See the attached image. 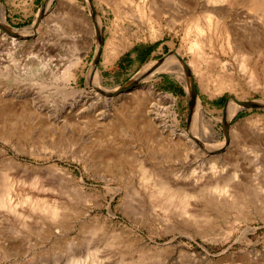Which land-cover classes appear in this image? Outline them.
Here are the masks:
<instances>
[{
    "label": "rangeland",
    "instance_id": "obj_1",
    "mask_svg": "<svg viewBox=\"0 0 264 264\" xmlns=\"http://www.w3.org/2000/svg\"><path fill=\"white\" fill-rule=\"evenodd\" d=\"M2 1L7 28L25 36L11 48L12 34L0 26V193L7 177L16 181L13 204L0 206V264H264V104L258 102L264 99V78L257 86L243 72L241 62L224 52L225 37L216 38L207 51L229 63L231 71L218 61L203 81L193 78L207 120L195 122L190 90L175 73L156 70L139 80L175 95V130H197L193 133L205 143L203 149L184 134L154 124L156 112H167L166 102L137 116L119 98L147 65L155 67L187 41L185 6L168 1L163 23L151 22L155 35L150 20L129 17L132 29L118 28L108 44L117 16L108 2L79 0L87 15L94 7L104 22L99 43L68 2ZM45 8L48 13L41 17ZM231 77L238 82L234 89L207 87L208 78L215 86ZM233 96L260 105L245 104L228 121L231 128L244 120V129L229 136L222 118ZM204 128L217 129L220 136L208 140ZM213 141L227 147L213 150ZM142 164L156 174L146 177ZM198 175L204 182L193 186L197 195L189 212L179 199L161 198L157 177H179L183 184ZM30 196L46 198L42 204L49 211L57 207L58 216L39 202L34 206ZM103 224L115 230L106 231Z\"/></svg>",
    "mask_w": 264,
    "mask_h": 264
},
{
    "label": "bare ground",
    "instance_id": "obj_2",
    "mask_svg": "<svg viewBox=\"0 0 264 264\" xmlns=\"http://www.w3.org/2000/svg\"><path fill=\"white\" fill-rule=\"evenodd\" d=\"M61 1H65V2H68L70 4V9L75 11L80 16V20L82 21L84 27H86L89 31L91 30L92 32H94L97 35V37H96V38H98L97 41L100 43L101 38H102V31H103L102 29H103V23L104 22H103L101 17L97 16V11L94 10V7L92 6L93 10H92V16H91V15H87L85 13L83 7H80V1L79 0H61ZM91 1H93V0H91ZM99 1H105V2H108L109 4L113 5V7H115V12L117 15L116 18L113 20V23H112L113 26L109 27V31H111V36L108 40V44H111L112 40H114L116 30L118 28L122 27V28H126L128 30L132 29L131 24H128L126 21V19L129 17L133 20H139V21H143L146 18L148 20H150V22H149V24L151 25L150 28L152 30V34L155 35V34H157V29H155V25L151 22H159L160 24L163 23V21L166 18L165 17L166 12L168 10V8H167V6L169 4L168 1L181 4L187 8V11L181 16L182 22L186 25L185 29L187 32V41L184 42L183 46L181 48H179L178 50H176V51L173 50L167 57H165V60L163 59L160 62H158L157 64H155V67L153 66L154 63L147 65L144 68V70L141 72V74H139L136 77L135 81L132 82L134 84H132L130 87H128L127 91L120 94L119 98L121 99L120 102L123 104V106L125 104L126 107H128L130 110L137 111L138 112L137 116H140V115L142 116L141 111L142 112L145 111L147 113L148 108L150 106L152 107L153 104H158L160 101L163 103L166 102L168 104L167 112L164 111L163 114L160 112H156L155 118H152L154 124L157 121L158 124H159V122L162 123L163 127L165 129L172 130L173 132L176 131L177 133L176 132L175 133L179 134L180 136H182V134H184L185 137H187L186 138L187 140H189L191 142L192 141L197 142L199 146L203 147V149L205 148L206 145L204 142H202L198 137H196L194 135V133H193L195 131L194 129L191 128L193 130V132L190 130L187 131V130L180 129V128L175 130L174 125L179 123V119H178L176 111H175V101H176L175 95L172 92H168V91L165 92V91H161V90L157 89L153 83H149L148 85L139 84V80L142 78L144 79L146 77H150L151 75H148V74H150L156 70H159V71L168 70V71L178 75V77H180L183 81L186 82V84L190 90V95L192 98V104L194 107V114L195 115L194 114L193 115L195 116V122L198 120L200 122L201 120H205V119L207 120L208 119L207 118L208 113H207V109H206L205 105H203L202 100L196 94L195 83L193 81V78L195 76L199 75V77L201 76L200 79H202V81H203L204 75L206 74L207 70L212 69L214 64L218 63L220 56L218 57L215 54H213V53L211 54L210 52L207 51L210 47H213L216 38H218L219 36L225 37V40L227 41V49L224 52H226L227 54H230V56L239 60L238 62H241V64L239 63L241 65V69H243V72H249V73H247V75L249 74L250 77L249 76L248 77L251 78L252 81L254 78L257 86H258L257 82L259 81V84H260V81L263 80L262 78H264V0H99ZM198 7H200V11H199V13H196L195 10ZM6 8H7L6 3L4 1L0 0V26L6 28L7 32H10V34H12V36L9 37L10 38L9 45L11 46V48H15V47L20 46L21 43H20L19 39H21L23 36H25V34L14 32V31L10 30L9 28H7V25H10V22L8 21V18L6 15ZM134 9L136 10V13L132 14V11ZM47 13H48L47 9L45 8L41 11L40 16L41 17L45 16ZM132 15H135V16H132ZM40 19H42V18H40ZM72 20H73V18H72ZM179 21L181 22V19ZM37 24H39V23H37ZM37 26H36V29H34L35 34L38 33ZM206 28L210 30L209 31L210 34L208 33V36L205 35V29ZM26 29H28V28H26ZM50 40L51 39H49V41ZM208 46H209V48H207ZM117 53H118V51L114 52L115 55ZM186 56L189 57L188 60L186 59ZM219 63H221V62L219 61ZM221 64H224V63H221ZM228 64L225 63L224 66H227ZM240 65H239V68H240ZM226 68L228 70H230V68H232V66L230 67L228 65L227 67H225V71H226ZM223 69H224V67H223ZM211 72H213V71H211ZM224 73H226V72H224ZM212 74H214V73H212ZM232 74L231 75L234 76L235 73L233 72ZM210 76H211V73H210ZM255 81H254V84H255ZM249 82H250V79H249ZM237 83L238 82H234V78L231 77L229 82H227L225 80V81H222L220 83H216L215 86H214V84L212 85L211 79L208 78V82L206 84H207V87H211V89H212V86L215 87L214 89L217 92H219V91H222L223 89H226V88L234 89L237 86ZM250 84L252 85V83H250ZM262 85H260V86H262ZM123 90H125V89H123ZM118 92L119 91H117L115 93H118ZM85 100H86V98H85ZM153 100H154V102H153ZM258 102L261 104H264V99L260 100ZM245 104L246 103H245L244 98L233 96L231 101L227 105V107L225 109V114H224L222 119L226 123V127H227V131H228L229 136L236 134L237 131H243L244 120L238 121L231 128H229L228 121H230V119H232L239 112V110L243 109L245 107ZM163 108H165V106ZM160 111L162 112L161 109H160ZM171 116L173 118L172 123L169 121ZM198 116H199V118L197 119ZM145 118H146L145 120H147V117H145ZM251 118L252 117H249V118H246L245 120H247V119L250 120ZM213 119H216V118H213ZM149 122L148 121L146 122V126L152 125L151 122L150 123ZM191 123H192V121H191ZM193 127H195V123H194ZM244 131L246 132L247 130H244ZM203 132H201L202 135H204V138L207 137L208 140L210 139V137L213 138V136H215V137L220 136V133L218 132V130L217 129L215 130L213 128L210 129V131L206 130V128H204ZM240 134H242V132H240ZM229 136H228V138H229ZM242 136H245V134ZM240 138H242V137H240ZM255 138L252 137L253 140H255ZM257 138H259V137H257ZM259 139L261 140L262 138H259ZM259 139H257V141L260 142ZM257 141H255L256 143H254V141H251V142L254 144H257V146H258ZM213 143H214V141H213ZM215 143H217V142H215ZM215 143H214V145H215ZM261 143H263V142H261ZM215 146H217V147H215L213 150H216V148H217V150L219 151L221 149L226 148L227 143L221 142V144L215 145ZM253 146H254V148L256 147L255 145H253ZM259 146H260V144H259ZM262 148H264V146L261 147V149ZM256 149H258V148H256ZM261 154H262V152H261ZM10 160L12 163H14L16 165H22L21 164L22 162L21 161L19 162L14 157H10ZM106 161H108V160H106ZM216 164H213V165H216ZM59 167H58V169H59ZM141 167L144 170V174L146 177L147 176H153V174L154 175L156 174L155 171L149 172L148 169H146V167L143 164L141 165ZM215 169L216 168L214 166V170ZM217 170H218V168H217ZM177 173L175 172V174H177ZM211 173H212V169H211ZM213 173H214V171H213ZM236 173H237V171H236ZM236 173H235V176H236ZM240 173H242V172H240ZM204 174H206V173H204ZM214 175H215V173H214ZM239 176H241V175H239ZM67 177H68V175H67ZM193 177H195V176H193ZM237 177H238V175H237ZM157 179L158 180H156L157 181L156 183L158 184L157 185V187L159 189L158 192L161 195V198H164V199L169 200V201L179 199L182 202V205H183L182 208H183L184 212H189V210L187 209L188 204H190L191 200L193 198H195V196L197 195V193L194 192L196 190H192L194 188L193 186L198 184L200 181H203L202 177L199 175L190 181H187L185 179L187 182H185V183L183 182V184H181L177 180V179H179V177L177 179H173V178L167 179L166 177L164 178L163 176L162 177L159 176V177H157ZM217 179H216V181H217ZM15 182L16 181H14V179L11 180L10 177L6 178V190L4 192L0 193V206H4V205L5 206L6 205L11 206L13 204V199H12L10 194H11V190L14 188ZM207 182H209V181H207ZM205 185L207 186V184H205ZM215 187H217V186H215ZM225 187L226 186H224V188ZM211 190H212V188H211ZM217 190H218V188H217ZM203 191H204V188H203ZM208 191H209V189H208ZM213 191L215 193V190H213ZM198 195H200V194L198 193ZM28 199L33 203L34 206L36 205V203L39 202L37 205L41 206L40 208H42L43 210L45 209L47 212H49L54 217L58 216L59 210L57 209V207H53V208H51L52 210L49 211L48 210L49 206L45 207L42 204L41 201L45 202L44 200H46V198L30 196V197H28ZM213 199L215 200V198H213ZM110 212L112 213L111 210H110ZM20 214H22V213H20ZM67 226H69V225H67ZM85 226H86V224H85ZM105 230L106 231L107 230L113 231V230H115V228L113 229V228H109V227L105 226ZM108 234H109V232H108ZM124 234L125 233H123V237H124ZM141 239H142L141 236H139V235L135 236L136 242H138L139 245H141L140 247L143 250L144 244L143 243L141 244Z\"/></svg>",
    "mask_w": 264,
    "mask_h": 264
},
{
    "label": "water",
    "instance_id": "obj_3",
    "mask_svg": "<svg viewBox=\"0 0 264 264\" xmlns=\"http://www.w3.org/2000/svg\"><path fill=\"white\" fill-rule=\"evenodd\" d=\"M195 91L197 94L196 86H195ZM245 103H246V105H252V106H259L260 105L258 102H253V101H249V102H245Z\"/></svg>",
    "mask_w": 264,
    "mask_h": 264
},
{
    "label": "trees",
    "instance_id": "obj_4",
    "mask_svg": "<svg viewBox=\"0 0 264 264\" xmlns=\"http://www.w3.org/2000/svg\"><path fill=\"white\" fill-rule=\"evenodd\" d=\"M152 50H153V47H151V48L146 52V56H148V55L151 53Z\"/></svg>",
    "mask_w": 264,
    "mask_h": 264
}]
</instances>
